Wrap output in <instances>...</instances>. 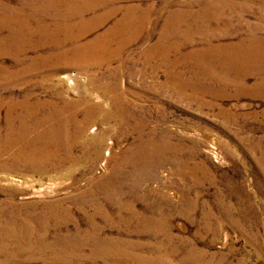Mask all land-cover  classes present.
Masks as SVG:
<instances>
[{"label":"rangeland","instance_id":"obj_1","mask_svg":"<svg viewBox=\"0 0 264 264\" xmlns=\"http://www.w3.org/2000/svg\"><path fill=\"white\" fill-rule=\"evenodd\" d=\"M89 1L99 6L78 25L77 44L89 46L83 59L53 57L32 71L35 58L58 50L30 48L38 35L20 51L0 45V138L10 104L25 97L74 104L71 133L82 131L34 182L18 173V190L0 170V201H37L56 219L69 248L58 264H264V0L78 3ZM58 8L57 0H0V25L19 9L36 28L39 18L52 23ZM128 8L133 28L108 36ZM73 46L65 45L68 58ZM73 73L85 79L77 89L62 78ZM148 141L162 149L136 165ZM31 184L45 194L21 199ZM92 226L95 249L106 240L130 256L103 260L70 245ZM0 264L24 263L0 252Z\"/></svg>","mask_w":264,"mask_h":264},{"label":"bare ground","instance_id":"obj_2","mask_svg":"<svg viewBox=\"0 0 264 264\" xmlns=\"http://www.w3.org/2000/svg\"><path fill=\"white\" fill-rule=\"evenodd\" d=\"M80 0H57L60 7L52 16V23H48L44 18L37 19L36 28H31V16L24 15L21 10H7V21L0 25V33L7 29V36H0V45L15 44L20 51L22 45L33 35L40 37L37 43H30V48L35 49L38 45L52 46L58 50L57 53L47 51L44 57L34 59L30 69L35 71L33 65L41 63L43 60L51 58L64 59L69 64L74 63L77 59H83L89 46L78 45L83 35V18L87 11L96 9L99 6L98 1H89L87 5L78 3ZM128 2V1H127ZM134 9V8H133ZM132 8H128L127 14L115 22L107 31V35L113 38H122L134 26V19L131 16ZM106 18L114 15V10L107 11ZM73 18L78 19V24H71ZM73 44V58H68V50L65 45ZM36 45V46H34ZM148 51L147 54H150ZM14 55V54H12ZM3 70L0 66V71ZM68 85L73 89L79 84H83L85 79L75 73L63 75ZM61 97V96H59ZM47 106V112L42 113L41 108ZM74 104H58L54 101H31L28 97L22 101L12 102L5 115L4 133L0 138V158L6 155V159L0 162V170H3L5 179L16 183V190L20 186V181L15 180L18 173L25 172L30 178H23L25 183L35 174H40L49 157L56 155H67L70 151L71 143L76 137L82 136L79 127L71 133L73 116H67L70 108ZM93 108L87 110V115H91ZM95 129V128H93ZM73 136V138H72ZM75 138V139H74ZM21 144L17 151H10ZM161 145L156 142H147L140 149V153L135 156L133 162L137 165L144 158V153L148 151L159 152ZM19 182V183H18ZM3 179L0 178V184ZM32 188L30 193L20 194L21 199L35 198L45 193L36 189L34 184L29 185ZM113 187V186H112ZM109 190H115V187ZM28 195V196H27ZM39 203L29 202L23 204L14 203L12 200L0 201V252L5 253L10 258H18L24 264H58L60 260L66 261L68 252L67 242L57 237L55 233L56 219L45 217L43 208ZM45 207V206H43ZM96 227L92 226L89 232H86L84 241L70 242L74 246H89L93 252L106 260L113 257L117 259L130 256L129 253L121 251L117 246L118 243L111 247L110 242L103 240L100 249H95L93 241ZM54 230V231H52ZM84 235V234H83ZM82 235V237H83ZM80 236V234L78 235ZM76 239V238H75ZM62 240V241H60ZM96 256V255H95Z\"/></svg>","mask_w":264,"mask_h":264}]
</instances>
